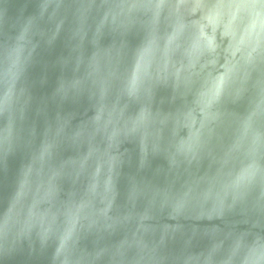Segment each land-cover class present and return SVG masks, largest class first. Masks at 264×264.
Wrapping results in <instances>:
<instances>
[{
	"label": "clouds",
	"instance_id": "obj_1",
	"mask_svg": "<svg viewBox=\"0 0 264 264\" xmlns=\"http://www.w3.org/2000/svg\"><path fill=\"white\" fill-rule=\"evenodd\" d=\"M58 40L59 75L37 98ZM252 74L264 82V0H40L37 15L0 35V171L19 157L0 196V264L49 248L50 264H264ZM85 99L83 112L64 109ZM126 141L137 144V173L150 157L167 167L162 180L129 176L122 197ZM33 186L51 190L44 211L29 205ZM165 213L175 223L162 230L153 222Z\"/></svg>",
	"mask_w": 264,
	"mask_h": 264
},
{
	"label": "water",
	"instance_id": "obj_2",
	"mask_svg": "<svg viewBox=\"0 0 264 264\" xmlns=\"http://www.w3.org/2000/svg\"><path fill=\"white\" fill-rule=\"evenodd\" d=\"M40 8V0H0V35H12L15 33L17 28L21 25L26 24L30 21L35 15H37L38 9ZM54 10V7H53ZM134 41V38H130ZM107 42V41H106ZM66 54L65 48L62 40H58L57 43L44 54V59L48 64L46 69L48 75V82L43 86H37L35 90V95L37 98L41 96H46L50 93L51 87L55 82L56 77L59 75L60 69L56 64L58 57ZM223 71V69H221ZM37 74L41 72L40 67L36 69ZM136 68L132 70V76L129 81V86L131 87L134 84ZM251 81L253 84V94L254 99L250 104L248 118L250 121H255L257 123H264V105L261 104L262 92H264V82L260 81V78L257 74H252ZM157 103L163 111H168L174 107L171 103V92L167 88H160L157 92ZM87 107V101L81 100L78 105L65 104V110H77L83 112L84 108ZM236 110L244 111L246 104L242 103L238 106H235ZM128 112H131L132 109H127ZM89 115L91 112L88 113ZM95 115V113L93 114ZM32 118L36 120V123L39 126L43 124L44 116L43 114L37 115L35 112L31 114ZM3 121H0L2 124ZM177 132L182 134L184 138H188L192 135V130L190 128H178ZM120 151L126 152V159L129 160V163H126L122 169V175L119 182V188L123 197L124 192L127 189L128 177L131 175L144 176L149 179L157 178L162 180L163 177H156L155 173L157 169L166 168V161L162 157H150L149 158V167L146 168L143 172L137 173V153L138 147L135 141H126L121 145H117ZM19 157H9L7 165L8 170L6 172L0 171V196H6L7 192L10 189V184L12 180V174L18 165ZM18 190H20V185H18ZM51 195V190L47 188H41L37 191L36 186H33L31 191L28 193V202L29 205L32 204L33 199L36 201L37 211H44L47 207L48 197ZM121 197V201H122ZM142 207L141 204H138V208ZM157 226L160 228L166 229L171 225H174L175 221L169 220L166 213L161 214L157 221H154ZM186 227L194 223H199L200 226L207 224V221H181ZM122 234H118L111 238L112 241L118 240L121 238ZM84 246L88 249L92 248L91 239L84 242ZM203 244H197L196 248L202 247ZM170 247L175 248V245H170ZM51 258V249L49 248L46 251H39L29 255L28 251L25 249L23 252L18 253L11 259L5 258L2 264H50Z\"/></svg>",
	"mask_w": 264,
	"mask_h": 264
},
{
	"label": "snow or ice",
	"instance_id": "obj_3",
	"mask_svg": "<svg viewBox=\"0 0 264 264\" xmlns=\"http://www.w3.org/2000/svg\"><path fill=\"white\" fill-rule=\"evenodd\" d=\"M133 86H134V84H133Z\"/></svg>",
	"mask_w": 264,
	"mask_h": 264
}]
</instances>
